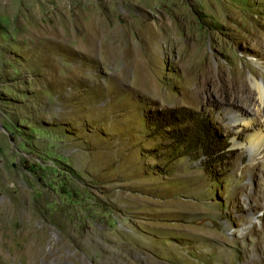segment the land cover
Instances as JSON below:
<instances>
[{
	"label": "rangeland",
	"instance_id": "1",
	"mask_svg": "<svg viewBox=\"0 0 264 264\" xmlns=\"http://www.w3.org/2000/svg\"><path fill=\"white\" fill-rule=\"evenodd\" d=\"M263 57L264 0H0V264H264Z\"/></svg>",
	"mask_w": 264,
	"mask_h": 264
},
{
	"label": "bare ground",
	"instance_id": "2",
	"mask_svg": "<svg viewBox=\"0 0 264 264\" xmlns=\"http://www.w3.org/2000/svg\"><path fill=\"white\" fill-rule=\"evenodd\" d=\"M259 61L256 59V63L264 64V61ZM250 75L252 76V74ZM237 77H242L241 71L237 72ZM249 83L256 91V103H258V107L259 105L262 106L264 104V80L252 76ZM250 110L245 108V106L237 107L230 109L228 114L237 133L244 132L245 141L251 149L252 159H256L255 166H260L264 163V107H261L258 113H256V118L252 116Z\"/></svg>",
	"mask_w": 264,
	"mask_h": 264
}]
</instances>
